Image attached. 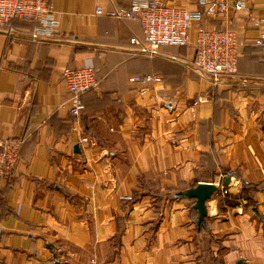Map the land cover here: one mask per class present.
Returning a JSON list of instances; mask_svg holds the SVG:
<instances>
[{"label": "crops", "instance_id": "obj_1", "mask_svg": "<svg viewBox=\"0 0 264 264\" xmlns=\"http://www.w3.org/2000/svg\"><path fill=\"white\" fill-rule=\"evenodd\" d=\"M48 1L58 38L31 41L33 19L0 25V138L24 139L0 183V264H264V0L194 23L189 45L156 57L132 52L139 21L96 13L132 0ZM199 25L246 42L218 84L188 66ZM89 64L99 84L75 118L63 72ZM149 74L164 82L142 96L131 79ZM205 182L231 193L216 191L200 227L196 200L173 194Z\"/></svg>", "mask_w": 264, "mask_h": 264}, {"label": "built area", "instance_id": "obj_2", "mask_svg": "<svg viewBox=\"0 0 264 264\" xmlns=\"http://www.w3.org/2000/svg\"><path fill=\"white\" fill-rule=\"evenodd\" d=\"M247 11V0H237L233 5L223 1L208 2L203 10H189L165 0H132L129 8L106 10L96 7L98 15L114 18H130L139 21L144 31V39L131 38L132 52L148 57L162 56L163 46H187L191 43L190 31L194 23H201L207 17L227 15L230 11ZM35 20L37 26L28 31L31 41L44 42L58 38L60 21L48 0H0V25L7 26L9 35L18 33L16 19ZM260 22H264L263 19ZM257 47H264V32L253 41ZM246 42L230 27L217 25L197 28L195 52L188 63L191 69L218 84L224 75L235 74L239 70L242 48ZM175 59V57H174ZM63 78L70 93V113L80 118L86 108L83 94L98 87L95 66L66 68ZM132 81L142 84L140 95L151 93L150 84H163L161 75L137 76ZM202 100L194 102L198 105ZM88 142V138H83ZM24 139L21 137L0 138V183L7 182L14 173ZM221 195L231 193V184L216 182Z\"/></svg>", "mask_w": 264, "mask_h": 264}, {"label": "water", "instance_id": "obj_3", "mask_svg": "<svg viewBox=\"0 0 264 264\" xmlns=\"http://www.w3.org/2000/svg\"><path fill=\"white\" fill-rule=\"evenodd\" d=\"M218 190L214 182L199 183L196 187L187 191L177 193L178 196L195 199V208L199 211L198 224L203 221L208 214L207 202L213 197Z\"/></svg>", "mask_w": 264, "mask_h": 264}, {"label": "trees", "instance_id": "obj_4", "mask_svg": "<svg viewBox=\"0 0 264 264\" xmlns=\"http://www.w3.org/2000/svg\"><path fill=\"white\" fill-rule=\"evenodd\" d=\"M181 47H185V46H181ZM261 47V46H260ZM262 48H264V47H262ZM241 58V57H240ZM95 70H96V68H95ZM99 83V82H98ZM88 92V91H87ZM197 186V185H196ZM196 186H194V187H196ZM188 190V189H187ZM187 190H185V191H187ZM182 192V191H181ZM174 196H176V197H180V198H185V199H190V198H186V197H181V196H178L177 195V193L176 194H173ZM196 209V208H195ZM197 210V209H196ZM198 211V210H197ZM198 214H199V211H198ZM206 225V218L203 220V221H201L200 223H199V226L200 227H203V226H205Z\"/></svg>", "mask_w": 264, "mask_h": 264}]
</instances>
